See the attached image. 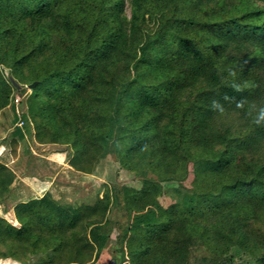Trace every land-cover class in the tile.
Here are the masks:
<instances>
[{
	"label": "trees",
	"instance_id": "16d2710c",
	"mask_svg": "<svg viewBox=\"0 0 264 264\" xmlns=\"http://www.w3.org/2000/svg\"><path fill=\"white\" fill-rule=\"evenodd\" d=\"M0 21V112L36 83L37 141L133 183L18 203L0 257L191 264L197 244L196 264H264V0H0ZM14 180L0 161L1 195Z\"/></svg>",
	"mask_w": 264,
	"mask_h": 264
},
{
	"label": "rangeland",
	"instance_id": "374dc122",
	"mask_svg": "<svg viewBox=\"0 0 264 264\" xmlns=\"http://www.w3.org/2000/svg\"><path fill=\"white\" fill-rule=\"evenodd\" d=\"M126 12L130 16L128 5ZM31 85L21 87L22 94L16 90L14 101L0 112V161L15 173L9 194L5 197L0 194V216L16 227L20 224L16 219L15 206L30 198L51 193L61 202L81 204L92 202L95 194L103 190L104 184H133L132 178H127L124 172L120 173L117 164L110 158L101 161L94 173L85 174L69 165L72 158L70 147L63 152L59 144H43L37 141L34 124L27 115L26 103L32 93ZM12 141L16 142V150ZM161 191L160 204L167 207L172 203V199L168 197L172 190L168 188L165 193L162 187ZM117 211V218H120L123 212L119 209ZM189 252L191 264H196V259L199 262L202 255L206 254L205 249L199 248L197 244L190 246ZM40 257L35 256L29 263L0 257V264H32ZM111 260V252L107 251L95 264H109Z\"/></svg>",
	"mask_w": 264,
	"mask_h": 264
},
{
	"label": "water",
	"instance_id": "95a60500",
	"mask_svg": "<svg viewBox=\"0 0 264 264\" xmlns=\"http://www.w3.org/2000/svg\"><path fill=\"white\" fill-rule=\"evenodd\" d=\"M35 85H36V83L32 84L31 87L34 88Z\"/></svg>",
	"mask_w": 264,
	"mask_h": 264
}]
</instances>
